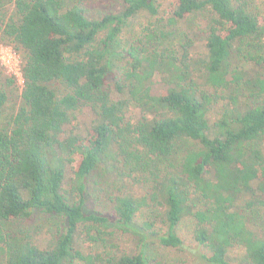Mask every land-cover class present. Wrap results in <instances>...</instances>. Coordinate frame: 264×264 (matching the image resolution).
I'll return each mask as SVG.
<instances>
[{
	"label": "trees",
	"instance_id": "trees-1",
	"mask_svg": "<svg viewBox=\"0 0 264 264\" xmlns=\"http://www.w3.org/2000/svg\"><path fill=\"white\" fill-rule=\"evenodd\" d=\"M6 1L0 31L25 60L0 128V264H264V0H164L167 19L159 0ZM143 13L168 30L124 41ZM96 177L113 220L86 209Z\"/></svg>",
	"mask_w": 264,
	"mask_h": 264
},
{
	"label": "rangeland",
	"instance_id": "rangeland-1",
	"mask_svg": "<svg viewBox=\"0 0 264 264\" xmlns=\"http://www.w3.org/2000/svg\"><path fill=\"white\" fill-rule=\"evenodd\" d=\"M261 0H257V3L260 4ZM159 3H161L162 7L160 9V15L159 17L167 19L169 18L170 15V4L167 1L164 0H159ZM0 4L2 5L0 8V28L2 27V19L5 18V20L9 19V17L13 13V5L6 1V0H0ZM88 6H90L92 9H99L103 12H119L123 8V3L118 0H101L98 2L94 1H88L87 3ZM156 18H150V16L146 13L141 14L138 18L133 19L131 23H129L128 28L125 30L124 35H123V40L124 41H130L134 42L137 39H142L143 38V31L144 34L147 32V29H156L158 28L159 30H165L167 31V28H163L162 26L157 27L155 26L154 23H156ZM156 27V28H155ZM0 43L4 45H11L13 46L16 50L20 52L22 55L23 61L25 60L24 53L22 50H19L16 48V46L11 43L9 40H4L0 31ZM199 48L203 50V43H198ZM115 53V57H119V51L120 47H114L113 49ZM117 51L119 53H117ZM248 51V50H246ZM246 51H244L246 53ZM12 79L14 81L13 85L8 84V80ZM57 90L59 93H63L65 90L64 87L61 84L56 85ZM166 88L165 84H162L159 80H156L154 85H153V93L155 95H159L163 89ZM22 89H23V84H21L19 81L16 79L10 77L6 70L0 66V91L3 90L7 93L9 100L6 105V107L0 112V128L2 127H7L9 121L11 120V117L17 113V111L20 109V107L23 104L22 100ZM139 116V113L135 110L132 111L130 114L131 118H136ZM93 115L92 112L88 108H83L79 113H78V119L74 122L73 127H76L79 130H85L86 127L90 124V121L92 119ZM100 173V172H99ZM69 176V173L67 174ZM96 179L99 180V184H95L94 181L92 180L90 182V188L88 195L86 196V209L88 212H101L105 213L106 216L112 218L113 220V209L112 205L110 202V194H113L112 187H108V185H105L104 183L106 182L105 179H99L96 177ZM51 226H47V228L44 230V232L37 238L38 243L46 248L49 243L51 242ZM53 229V228H52ZM189 234V228L187 227V224L183 225L181 228V235L183 236L185 242L189 245V241H191ZM125 239L129 240L128 244H131L133 241V238L131 236H125ZM236 254L233 256L234 259L242 264H244L243 260H241V250H236ZM176 255H170L169 257L171 259L178 257ZM181 261L183 264H199V261L196 257V255L191 254L190 252H186L184 256H182ZM181 261L175 264H182Z\"/></svg>",
	"mask_w": 264,
	"mask_h": 264
},
{
	"label": "built area",
	"instance_id": "built-area-1",
	"mask_svg": "<svg viewBox=\"0 0 264 264\" xmlns=\"http://www.w3.org/2000/svg\"><path fill=\"white\" fill-rule=\"evenodd\" d=\"M0 66L6 70L10 77L24 85V61L20 52L13 46L0 43Z\"/></svg>",
	"mask_w": 264,
	"mask_h": 264
}]
</instances>
